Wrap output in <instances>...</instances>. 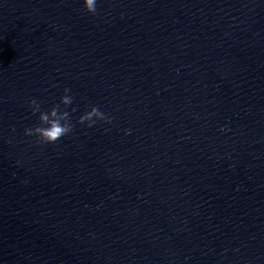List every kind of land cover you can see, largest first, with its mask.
Here are the masks:
<instances>
[{"label":"water","instance_id":"1","mask_svg":"<svg viewBox=\"0 0 264 264\" xmlns=\"http://www.w3.org/2000/svg\"><path fill=\"white\" fill-rule=\"evenodd\" d=\"M0 264H264V0H0Z\"/></svg>","mask_w":264,"mask_h":264},{"label":"clouds","instance_id":"2","mask_svg":"<svg viewBox=\"0 0 264 264\" xmlns=\"http://www.w3.org/2000/svg\"><path fill=\"white\" fill-rule=\"evenodd\" d=\"M86 11L89 14L97 13V0H84ZM71 89L65 88L64 94L60 98V103L54 104L50 110H42L41 102L36 98L29 101V108L33 115L39 113V124L25 129L27 137H35L36 143L40 145L55 144L61 138L71 134L74 131L75 124L71 119V113L68 111L74 103V97L70 95ZM63 105V109L61 108ZM76 108H71V112H76ZM111 123L112 118L102 112L98 106L91 107L90 111L82 114L78 123L86 127H93L97 122ZM131 130H128L130 134Z\"/></svg>","mask_w":264,"mask_h":264}]
</instances>
